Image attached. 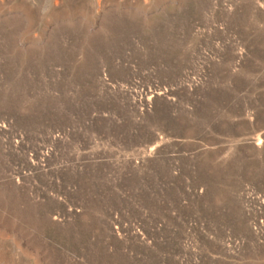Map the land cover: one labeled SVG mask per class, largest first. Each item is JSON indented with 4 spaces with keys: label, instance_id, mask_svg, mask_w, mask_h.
<instances>
[{
    "label": "rangeland",
    "instance_id": "1",
    "mask_svg": "<svg viewBox=\"0 0 264 264\" xmlns=\"http://www.w3.org/2000/svg\"><path fill=\"white\" fill-rule=\"evenodd\" d=\"M0 264H264V0H0Z\"/></svg>",
    "mask_w": 264,
    "mask_h": 264
}]
</instances>
